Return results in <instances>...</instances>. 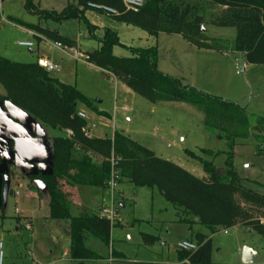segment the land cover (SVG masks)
<instances>
[{"label": "rangeland", "instance_id": "rangeland-1", "mask_svg": "<svg viewBox=\"0 0 264 264\" xmlns=\"http://www.w3.org/2000/svg\"><path fill=\"white\" fill-rule=\"evenodd\" d=\"M32 2L40 9L57 12L68 3H74L73 0ZM183 2L191 5L194 13L202 15L205 34L218 40L216 49L197 52L189 46L193 49L190 51L186 42L176 35L160 34L157 38L140 27L119 22L91 8L85 12L86 21L72 19L57 24L39 21L38 17L28 13L25 0H1L0 55L15 62L30 63L37 60V54L31 53L30 49L46 54L51 63L61 68L59 72L54 70L50 74L75 86L95 107L92 110L85 104L78 105V110L87 114L88 128L89 120L96 123V127L90 128L93 137L110 136L112 131L108 127L113 123L115 131L129 135L157 156L178 164L196 177L206 178L200 160L190 156L188 151L213 160L221 171L225 167L227 142L213 128L207 129L201 111L180 102L153 106L111 73L104 74L81 58L75 60L76 53L71 50L64 53L52 48V40L38 42L17 24L18 21L40 22L47 28H55L60 36L68 38L72 44L76 43L81 52L94 49L105 28L112 29L118 36V44L112 48V53L118 57L129 56L131 49L157 45V68L160 72L178 78L184 85L194 86L201 92L243 107L252 121L264 117V65L247 64L241 53L231 50L235 29L217 27L212 22L221 14L222 7L206 0ZM86 22L94 26L92 32ZM41 39L45 40L44 37ZM19 41H30L34 47L19 46ZM235 60L240 66H246L245 72L236 73ZM2 95L4 90L0 86ZM3 109L11 123L4 131L8 147L0 155V264H79L63 256L68 248L67 224L50 218L44 223L47 205L42 199L38 201L27 195L28 185L33 184L40 186L46 196L43 185L30 181L28 175L38 170L50 172L52 139L61 136L62 131L35 120L10 100L4 102ZM256 134L257 131L250 128L247 139L237 138L233 148V168L244 188L264 195V154H258L254 148ZM202 149L212 152L213 156L202 153ZM80 189L81 199L92 211L97 209L101 194L107 192L110 196L104 197L107 206L118 211L115 217L113 215L115 225L111 229L109 248L98 241H88L89 247L103 258L82 264L176 263L180 251L174 245L176 242L194 240L197 233L209 235L208 229L198 223L189 230L183 218L155 188L136 187L125 181L105 191L92 186ZM15 191L18 195L14 194ZM235 200L248 211L251 221L264 220L263 207L245 201L240 193L235 195ZM72 214L78 213L73 211ZM24 217L29 222L23 220ZM253 227L240 225L211 235L212 264H245L241 261L243 246L252 248L261 256L259 262L251 264H264V240ZM147 237L153 240L147 242ZM111 250L121 257L113 256Z\"/></svg>", "mask_w": 264, "mask_h": 264}, {"label": "trees", "instance_id": "trees-1", "mask_svg": "<svg viewBox=\"0 0 264 264\" xmlns=\"http://www.w3.org/2000/svg\"><path fill=\"white\" fill-rule=\"evenodd\" d=\"M73 1L57 12L40 9L32 0H25V9L39 21L61 24L72 19L86 21L84 13L89 9V3L104 5L118 12L117 15H109L114 20L140 27L151 36L157 37L160 33L179 35L200 50H212L218 46V40L205 34L202 15L194 13L193 7L183 0H145L136 13L127 11L122 0ZM206 1L223 8L212 21L215 26L235 29L231 50L243 54L247 64L264 65V0ZM17 24L38 34V42L39 36H42L64 45L70 43L68 38L60 36L55 29L42 26L40 22L18 21ZM87 26L92 32L94 26L89 23ZM99 44V48L85 53L88 63L104 74L111 73L117 80L124 81L131 91L151 105L180 102L201 111L207 129L213 128L227 142L226 161L224 169L219 171L213 160L188 151L190 156L200 160L207 175L206 178H199L178 164L157 156L123 132L115 131L112 138L87 137L84 135L87 123L78 117V105L85 104L92 110L95 107L75 86L52 76L38 62L20 63L0 55V86L4 90V95L0 96L1 107L6 100H10L29 112L35 120L64 133L52 139L50 173L38 172L28 175V178L46 186L49 218L62 220L68 225V258L79 264L101 259L102 256L87 245L89 239L109 248L114 219L88 212L72 216L69 209L75 199V186L108 188L113 172L116 184L127 181L136 187L155 188L183 218L189 230L198 223L209 232V235L197 233L194 240L188 239L196 244V249L180 250L176 263L137 264H212L210 236L221 229L240 225H254V230L264 240V225L259 219L251 221L248 211L235 200V195L240 193L245 201L264 208V195L244 188L233 168L236 140L239 137L247 139L250 128L257 131L254 136L255 150L264 154V117L252 121L243 107L201 92L194 86L184 85L178 78L160 72L157 68V45L131 49L129 56L118 57L112 53L113 46L118 44V36L109 28L104 29ZM66 130H70L72 135L66 136ZM201 152L213 156L212 152L204 149ZM75 153L81 157L75 156ZM112 157L117 160L114 171ZM145 240L151 242L153 238ZM111 254L121 257L114 250Z\"/></svg>", "mask_w": 264, "mask_h": 264}, {"label": "crops", "instance_id": "crops-1", "mask_svg": "<svg viewBox=\"0 0 264 264\" xmlns=\"http://www.w3.org/2000/svg\"><path fill=\"white\" fill-rule=\"evenodd\" d=\"M84 16L86 17V14L84 13ZM1 19V18H0ZM22 27V29L23 30H25L29 35H31V36H33V37H35L36 38V36L38 35V34H36V33H34L33 31H31V30H28L27 28H25L24 26H21ZM45 27V26H44ZM49 29H51V30H53V29H55V28H49ZM110 29V28H109ZM59 34V33H58ZM160 34H164V33H160ZM160 34H158V36H157V38L159 37V35ZM60 35V34H59ZM177 37H179V38H181L182 40H184L181 36H179V35H176ZM40 37V41L42 42V41H44V42H46V41H51V40H47V39H41V38H43L42 36H39ZM185 42H186V46H187V48L190 50V51H193V49H191V47H189V46H192V48H194L195 50H197V52H201V50L200 49H198V48H196L195 46H193V45H191L190 43H188L186 40H184ZM69 44H66V46H68L69 48H70V50L71 51H73V52H75L76 53V56H75V60H78V59H80V58H78V54H81V59L82 60H85L84 58H83V56H85V53H88V52H90V51H93V50H95V49H97V48H99V46H100V44L99 43H97V45L95 46L94 45V49H92V50H89V51H84V52H81L80 50H79V47L77 46V44L75 43H73L72 44V42L69 40ZM150 46H152V45H150ZM33 47H34V45H33ZM33 47H31V48H33ZM146 47H149V46H146ZM146 47H142V48H146ZM52 48H54L53 47V43H52ZM138 48H140V47H138ZM54 49H56V50H59V49H57V48H54ZM202 51H205V50H202ZM30 52L31 53H35V54H37V60L35 61V62H38V63H42V62H45V64H46V62L48 61V62H50L49 61V58H48V56L46 55V54H44V53H40V52H38L37 53V50H32V49H30ZM243 55V54H242ZM121 57V56H120ZM243 57H244V55H243ZM60 60H62V59H60ZM61 62H63V61H61ZM85 62V61H84ZM87 62V61H86ZM88 63V62H87ZM89 64V63H88ZM55 66H57L58 68H59V70H58V72L60 71V66H58V64L57 65H55ZM89 66H91V67H93V68H95L94 67V65H92V64H89ZM44 67V66H43ZM96 69H98L97 67H96ZM100 72H102L100 69H98ZM52 71H54V70H52ZM57 71V70H56ZM51 72V71H50ZM103 73V72H102ZM117 80V79H116ZM153 106H156V105H153ZM78 111H82V110H78ZM64 133L62 132V135H63ZM140 144V143H139ZM142 145V144H141ZM144 146V145H143ZM75 156H77V157H81V155L80 154H78V153H75ZM51 162V161H50ZM50 169H51V165H50ZM51 171V170H50ZM38 172H40V170H38L37 172H33V173H30V174H34V173H38ZM40 173H42V172H40ZM50 173V172H49ZM29 174V175H30ZM43 174H45V173H43ZM32 182H37V183H40V184H42L43 185V187L46 189V196H45V194H43V191H41L40 189H41V187L40 186H38V187H35L33 184H30V185H28V189H29V191L27 192V195H28V197L29 198H32V199H38V201H40L41 199L43 200V203H44V205L46 204L47 205V207H46V214L43 216V218H44V223H47V222H49V209H48V202H49V195H48V191H47V188H46V186L42 183V182H40V181H32ZM123 183V182H122ZM131 184V183H130ZM81 187H83V185H78V186H75V199H74V201H73V203L71 204V206H70V209H69V211H70V214L72 215V216H78V215H80V214H82V213H84V212H88V213H94V214H98V215H100V211H101V209H102V207L104 206V205H106L107 206V199L105 200L104 199V197H105V195L107 196V198H110V196L108 195V192H107V194H104V193H102L101 194V197H100V199H101V201H100V203H98L97 204V209L95 210V211H92L91 210V208L90 207H88V206H86V202H85V200H82L81 199ZM85 187V186H84ZM96 188H100V187H96ZM103 191H105L106 190V188H101ZM31 191H33V192H31ZM87 194H89V192L87 191L86 192ZM14 194L15 195H18V192L17 191H15L14 192ZM114 195H112L111 196V198L113 197ZM40 199V200H39ZM114 200H115V197H114ZM122 201L120 200V203H121ZM113 204H114V202H113ZM73 211H76L78 214L77 215H74V214H72L73 213ZM116 210H114L113 211V213H114V217H115V214H116V212H115ZM24 219H27V221L29 222V219L27 218V217H24L23 218V220ZM22 221H19V223H21ZM68 226V225H67ZM186 240V239H185ZM95 242H97V240H95ZM87 245L89 246V243H87ZM162 245V244H161ZM175 245V244H174ZM68 246H69V235H68ZM162 246H165V244L164 245H162ZM94 250V249H93ZM53 252L51 251V254H52ZM66 253V257H64L65 259H67L68 261H70V262H76V261H72V260H70L69 258H68V255H67V253H68V248H67V250L64 252V254ZM64 254H63V256H64ZM99 254V253H98ZM99 255H101V254H99ZM101 256H103V255H101ZM103 258V257H102ZM61 259H63V258H61ZM116 260H118V259H116Z\"/></svg>", "mask_w": 264, "mask_h": 264}, {"label": "built area", "instance_id": "built-area-1", "mask_svg": "<svg viewBox=\"0 0 264 264\" xmlns=\"http://www.w3.org/2000/svg\"><path fill=\"white\" fill-rule=\"evenodd\" d=\"M123 2V5L125 7V9L127 11H131L133 13H136L138 12L144 5L145 3V0H122ZM88 7L91 8V9H94L96 11H99L101 13H104V14H107L108 16L109 15H117L118 12L113 9V8H110V7H107V6H104V5H98V4H93V3H89L88 4ZM19 46H23V47H28V48H31L33 47V43L30 42V41H19L17 43ZM53 47L54 48H57L59 50H61L62 52L66 53L65 51H69L70 48L60 42H53ZM78 58H81V54H78L77 55ZM83 58L85 59L86 57L83 56ZM44 68L50 72L52 70H59V68L57 66H55L53 63L51 62H46ZM235 69H236V73H243L245 72L246 70V66H240L239 63H238V60H235ZM77 115L79 118L83 119L86 121V123L88 122V117H87V114L83 111H78L77 112ZM90 122V128H94L96 127V123L92 120H89ZM112 126L108 127L111 129L112 131V134L110 135V137L112 138L113 137V134L115 132V127H114V124L111 123ZM107 127V125H106ZM90 128H88V126L86 125L85 129H84V135L87 136V137H91L92 135L90 134ZM65 135L66 136H71L72 135V132L70 130H66L65 131ZM117 164V160L112 157L111 158V165H112V171H114V166ZM115 174V172H113L112 174V178L111 180L109 181L108 183V187L109 188H112V187H115L117 184L113 178V175ZM113 210L110 209L108 206H103L101 211H100V216L102 217H105V218H108L110 220L113 219ZM260 224H263L264 225V220H260ZM224 232H227V230H224ZM162 245H164V243H161ZM0 247H1V244H0ZM175 247L176 249L178 250H184V251H192V250H195L196 249V244L188 239L186 240H182V241H178L176 242L175 244ZM64 257H66V253L64 254ZM1 259H2V252L0 251V263H1Z\"/></svg>", "mask_w": 264, "mask_h": 264}, {"label": "water", "instance_id": "water-1", "mask_svg": "<svg viewBox=\"0 0 264 264\" xmlns=\"http://www.w3.org/2000/svg\"><path fill=\"white\" fill-rule=\"evenodd\" d=\"M45 62L39 63V65L44 66ZM11 123V119L7 116L5 110L0 105V155L3 153L4 149L7 148L8 141L4 138V131L7 125ZM99 161V159H98ZM219 170V169H217ZM117 214V210L115 211ZM261 256L252 248L248 246H243L241 250V261L245 264H251L259 262Z\"/></svg>", "mask_w": 264, "mask_h": 264}, {"label": "flooded vegetation", "instance_id": "flooded-vegetation-1", "mask_svg": "<svg viewBox=\"0 0 264 264\" xmlns=\"http://www.w3.org/2000/svg\"><path fill=\"white\" fill-rule=\"evenodd\" d=\"M8 147V146H7Z\"/></svg>", "mask_w": 264, "mask_h": 264}]
</instances>
